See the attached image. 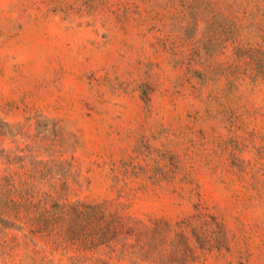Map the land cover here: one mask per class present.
Instances as JSON below:
<instances>
[{
  "label": "rangeland",
  "instance_id": "1",
  "mask_svg": "<svg viewBox=\"0 0 264 264\" xmlns=\"http://www.w3.org/2000/svg\"><path fill=\"white\" fill-rule=\"evenodd\" d=\"M102 202L164 264H264V0H0V264H150Z\"/></svg>",
  "mask_w": 264,
  "mask_h": 264
},
{
  "label": "trees",
  "instance_id": "2",
  "mask_svg": "<svg viewBox=\"0 0 264 264\" xmlns=\"http://www.w3.org/2000/svg\"><path fill=\"white\" fill-rule=\"evenodd\" d=\"M74 212L84 215L90 227V242L94 245H113V240L119 238L122 246H128V240L135 241L134 250L131 252L137 259L150 264H164L163 255L156 251L155 242L164 240V230L160 228L161 219L144 221L124 212L122 204L76 203ZM159 244V243H158ZM131 246V245H130Z\"/></svg>",
  "mask_w": 264,
  "mask_h": 264
}]
</instances>
